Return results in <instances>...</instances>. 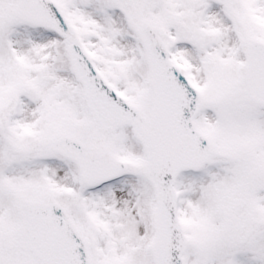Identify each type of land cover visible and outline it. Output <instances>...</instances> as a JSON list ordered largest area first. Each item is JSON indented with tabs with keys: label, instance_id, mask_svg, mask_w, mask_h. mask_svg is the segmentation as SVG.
I'll list each match as a JSON object with an SVG mask.
<instances>
[{
	"label": "snow or ice",
	"instance_id": "6c2138e0",
	"mask_svg": "<svg viewBox=\"0 0 264 264\" xmlns=\"http://www.w3.org/2000/svg\"><path fill=\"white\" fill-rule=\"evenodd\" d=\"M0 264H264V0H0Z\"/></svg>",
	"mask_w": 264,
	"mask_h": 264
}]
</instances>
